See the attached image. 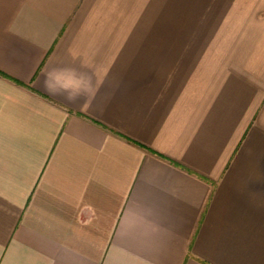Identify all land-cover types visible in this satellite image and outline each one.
I'll list each match as a JSON object with an SVG mask.
<instances>
[{
    "label": "crops",
    "instance_id": "obj_1",
    "mask_svg": "<svg viewBox=\"0 0 264 264\" xmlns=\"http://www.w3.org/2000/svg\"><path fill=\"white\" fill-rule=\"evenodd\" d=\"M0 264H264V0H0Z\"/></svg>",
    "mask_w": 264,
    "mask_h": 264
},
{
    "label": "clouds",
    "instance_id": "obj_2",
    "mask_svg": "<svg viewBox=\"0 0 264 264\" xmlns=\"http://www.w3.org/2000/svg\"><path fill=\"white\" fill-rule=\"evenodd\" d=\"M43 87L52 95H63L69 102L84 98L87 103L93 83L87 71L77 68H53L46 73Z\"/></svg>",
    "mask_w": 264,
    "mask_h": 264
}]
</instances>
